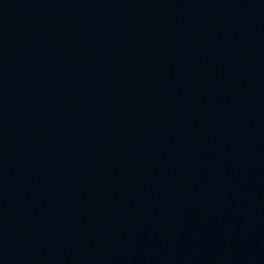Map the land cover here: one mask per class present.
<instances>
[{
	"label": "water",
	"instance_id": "water-1",
	"mask_svg": "<svg viewBox=\"0 0 264 264\" xmlns=\"http://www.w3.org/2000/svg\"><path fill=\"white\" fill-rule=\"evenodd\" d=\"M0 264H264V0H0Z\"/></svg>",
	"mask_w": 264,
	"mask_h": 264
}]
</instances>
